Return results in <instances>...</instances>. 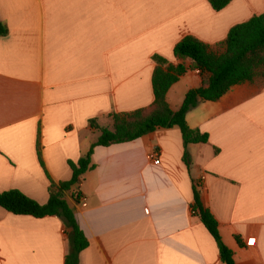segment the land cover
I'll return each mask as SVG.
<instances>
[{
	"label": "crops",
	"instance_id": "obj_1",
	"mask_svg": "<svg viewBox=\"0 0 264 264\" xmlns=\"http://www.w3.org/2000/svg\"><path fill=\"white\" fill-rule=\"evenodd\" d=\"M261 13L264 0L219 11L210 0H0V192L47 203L98 126L154 102V55L188 68L167 93L177 111L209 74L178 59L176 44L192 35L223 50L232 27ZM186 119L209 140L186 147L175 126L94 148L95 167L73 188L79 200L65 192L89 240L79 264H226L194 213L196 186L236 264H264V75ZM69 249L59 217L0 207V264H65Z\"/></svg>",
	"mask_w": 264,
	"mask_h": 264
},
{
	"label": "trees",
	"instance_id": "obj_2",
	"mask_svg": "<svg viewBox=\"0 0 264 264\" xmlns=\"http://www.w3.org/2000/svg\"><path fill=\"white\" fill-rule=\"evenodd\" d=\"M231 1L210 0L213 8L218 11ZM7 33V26L0 21V35ZM222 45L223 50H216L192 35L184 37L176 44L174 54L178 59H190L194 69H198L202 74H209L203 86L188 91L182 106L177 111L170 107L167 93L188 68L184 64H170L165 58L154 55L156 68L152 81L155 100L150 106L127 113H112L113 129L98 126L101 132L98 141L77 163L70 162L73 169L70 180L59 184L52 181L47 203L41 204L19 189H10L0 192V207L15 215H30L36 218L59 217L64 222L70 243L65 264H79L80 254L88 247L89 240L81 229L65 197V192L72 191L79 200L80 193L73 191V188L81 182V177L87 171L95 167L92 162L94 148L99 145L109 146L132 141L158 128L175 126L181 129L186 147L190 143L207 142L208 134L191 128L186 116L202 100H218L232 86L253 81L256 77L264 75V13L232 27ZM186 160H189L187 152ZM193 210L217 241L222 261L226 264H236L234 251L222 240L218 220L202 204L197 186Z\"/></svg>",
	"mask_w": 264,
	"mask_h": 264
},
{
	"label": "built area",
	"instance_id": "obj_3",
	"mask_svg": "<svg viewBox=\"0 0 264 264\" xmlns=\"http://www.w3.org/2000/svg\"><path fill=\"white\" fill-rule=\"evenodd\" d=\"M152 159L154 160L155 163L159 164L160 163V157H159V154L157 152H155L154 154H152ZM205 177H202L201 180H200V185L202 184L203 180H204ZM195 213V211H194Z\"/></svg>",
	"mask_w": 264,
	"mask_h": 264
}]
</instances>
